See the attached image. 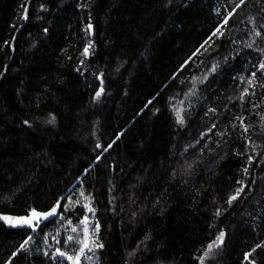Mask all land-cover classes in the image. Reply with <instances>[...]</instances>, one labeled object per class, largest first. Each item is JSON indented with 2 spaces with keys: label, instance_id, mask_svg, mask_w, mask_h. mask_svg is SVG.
<instances>
[{
  "label": "trees",
  "instance_id": "16d2710c",
  "mask_svg": "<svg viewBox=\"0 0 264 264\" xmlns=\"http://www.w3.org/2000/svg\"><path fill=\"white\" fill-rule=\"evenodd\" d=\"M234 3L239 0H0V214L47 211L73 195L79 204L59 211L73 226L85 215L90 228L99 223L93 239L103 244L86 251L92 260L82 257V264H200L219 230L225 242L205 264H248L246 253L264 264V247L256 248L264 245V73L249 89L255 94L243 104L238 99L247 87L240 77H250L264 58L244 47L253 26L264 33V0H246L224 26ZM217 27L224 36L201 48ZM89 40L94 48L84 57ZM255 47L264 48V36ZM214 63L219 67L197 82L196 95L186 96L192 77L202 78ZM179 101L182 125L173 110ZM241 116L243 126L235 119ZM113 141L94 162L96 144ZM185 161H195L188 173ZM237 180L251 191L229 208ZM82 184L90 201L79 197ZM69 234L59 215L36 232L0 223V264H57L61 258L51 254L69 250L63 245ZM28 235L29 251L13 256Z\"/></svg>",
  "mask_w": 264,
  "mask_h": 264
},
{
  "label": "snow or ice",
  "instance_id": "6c2138e0",
  "mask_svg": "<svg viewBox=\"0 0 264 264\" xmlns=\"http://www.w3.org/2000/svg\"><path fill=\"white\" fill-rule=\"evenodd\" d=\"M234 2V0H233ZM246 3V0H239V3H234V7H232L231 11L227 12V15L224 18V22L223 25L226 26L229 22V19L233 16V14L241 8L242 5H244ZM23 8L24 11V15L22 16V19L26 20L27 19V8L22 5L21 6ZM43 7V6H42ZM254 18L249 17V22L253 23ZM261 29H264V24L260 25ZM91 30H92V25L89 24L87 26V31L89 34H91ZM251 39L246 42L244 44L245 48L248 49H252L253 51H256L258 53H260L261 57H264V48H259V47H255L256 45V39L257 38H261L262 36H264V33H262L260 30H257V28L255 26H253L250 34ZM224 36V32L221 31V27H217L215 29V31L212 32L211 36L208 37L207 40H205L204 44L201 45V48L204 47V45L209 44V41H211L213 39V37L219 38V37H223ZM7 43V42H6ZM232 43H235V40L232 41ZM94 48V45L92 44V41L89 40L88 43L85 45L84 49H83V53L82 55L84 57H88L90 55V50ZM200 51V49H197V53ZM193 55H196V53H194ZM225 60H227V57L224 58ZM189 60H191V57H189ZM81 64H84V60L82 59L80 61ZM188 63V61H185V65ZM185 65H182L181 68L183 69V67ZM219 67L218 63H214L212 65V67L208 70L207 73L204 74V76L202 78L200 77H196L193 76L190 83H191V88L189 89V91L187 93H185L186 96H194L196 95V87H197V82L203 84L205 81H207L208 79V75L211 73H214L217 68ZM257 67V71H254L251 73V76L248 78L245 77H240V80L242 82V84L246 81L247 83V87H243L242 91L240 92V95L238 97L239 101L241 102V104L244 103L245 99L249 96V95H254V92H250L249 89L254 88L255 87V80L257 77V72H261L264 73V58H262L260 60V62L258 63ZM102 76V74H101ZM101 76H97L96 78L98 80L101 81V84H103V81L101 79ZM181 83H183V81H181ZM260 87H264V85H260ZM104 89L103 87H101L95 94V99L99 100L102 93H103ZM233 99L229 98V103H232ZM149 104L152 103V101L150 100L148 102ZM184 102L183 101H179L178 105H174L173 106V110L176 113V117H177V123L178 124H183L184 123V116L182 115V113L185 111L184 108L180 107L179 105H182ZM148 105H145V107H147ZM257 105L253 104V108H256ZM209 112H215V109H209ZM207 115V113H206ZM242 126H243V121H244V117H236L235 118ZM261 119H264V117H261ZM54 121V117L50 120L47 121V123L51 124ZM23 123L25 125H29V121L25 120L23 121ZM217 127L216 124L212 125V128H210L208 131L212 132L215 128ZM236 125H233V128H235ZM247 127H244V132H247ZM218 135L224 136L226 133L221 132V133H217ZM207 135V133H202L201 134V139H203L205 136ZM117 139H119V136L117 137ZM115 143V141H113L112 143H109L107 145V147H103L100 143L96 144V148L100 149V153L96 156L95 161L94 162H99L102 158V156L104 155V153H107L109 151V149H111L113 147V144ZM196 144H200V140L196 141ZM207 145H205L206 147ZM189 147H195V145H189ZM185 152H187V149H185ZM183 155V154H181ZM221 159H223V157H221ZM248 161L249 163H251L252 161V157H248ZM195 163V161L193 163H188L187 161H185V165H184V170L183 173H188L190 169H192L193 164ZM88 169H85V172H87ZM244 175L245 177L249 176V169L246 167L243 169ZM181 173V174H183ZM177 175L176 170H173V178H175V176ZM237 185H239V187H237L235 189V192L233 194H230L227 198V204L229 206V208L232 207L233 202L237 201L240 197L241 194L244 193L245 191H251V189L248 187L247 184H245L242 180H237L236 181ZM252 184H255L256 181L255 179H253L251 181ZM79 197L85 201H90L91 200V193H88L86 195V190L83 186V184L81 185V188L79 190ZM63 199V198H62ZM62 199H58L55 204L47 211H41V210H37L36 208H32L26 215L24 216H17V217H12L9 215H0V220H2L6 225L13 227V228H17V227H27L28 229H31L32 232H36L38 228L41 227V224L43 221H49L51 218L56 217V216H61V223H65L67 224V229L69 230L70 233L67 235V237L63 240V245L66 246L67 249L69 250H62L61 247H57L55 249V251L51 254L54 257H58L61 258L57 261V264H64L65 261H67V264H82V257L84 259L87 260H92L91 256H87L86 255V251L87 252H95L96 249L99 248H103V244L98 243L95 239H93V237L95 236L96 233L99 232L100 230V225L99 223H96L93 228H90V221L87 215H85L84 217H82L79 220V226H73V222L70 218H68L67 216H64L63 213H61L59 211V209L61 207H63V212H68L72 207L76 206L79 204V200H74L73 199V195H69L66 199L68 200V204H62ZM157 203H159V201H157ZM82 207L88 212V213H93L95 212V209L93 207L90 206V203H83ZM215 215L217 217H219L221 215V211L220 209H217ZM209 227H214V225H210ZM59 234V233H58ZM75 234V235H73ZM225 236L226 233L224 230H219L218 234L215 237V240H213L211 243H209L207 245V248L204 251V254L201 255L200 257H198L200 264H205L206 258H210L213 253L214 250L219 249L225 242ZM54 240H56V237H53ZM151 239L150 235H146L144 237V240L140 242V244H144L145 246L147 245V242ZM33 241V236L28 235L27 238L19 245V248L17 249L16 252H13L12 255L16 256L17 253L19 251H24V252H28L29 248L28 245ZM47 234H45V244H47ZM56 242L59 244L61 243V241L56 240ZM140 244L137 245V248L134 249L132 252L128 253L129 258L135 257L137 255V251L140 249ZM264 247V245L262 244H257L256 248H261ZM255 251V249H253V252ZM45 256H48L49 253L47 251H45L43 253ZM252 253H246L244 259L246 261H248V264H255L254 261H252L250 259ZM127 264V262H126Z\"/></svg>",
  "mask_w": 264,
  "mask_h": 264
},
{
  "label": "water",
  "instance_id": "95a60500",
  "mask_svg": "<svg viewBox=\"0 0 264 264\" xmlns=\"http://www.w3.org/2000/svg\"><path fill=\"white\" fill-rule=\"evenodd\" d=\"M0 215H9V216H12V217H17L16 215H11V214H0ZM24 216V215H22ZM0 223L6 228V229H28L27 227H17V228H13V227H10L8 225H6L2 220H0ZM29 230V229H28Z\"/></svg>",
  "mask_w": 264,
  "mask_h": 264
}]
</instances>
